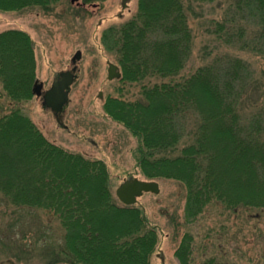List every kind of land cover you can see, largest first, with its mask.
I'll return each instance as SVG.
<instances>
[{"label": "trees", "instance_id": "1", "mask_svg": "<svg viewBox=\"0 0 264 264\" xmlns=\"http://www.w3.org/2000/svg\"><path fill=\"white\" fill-rule=\"evenodd\" d=\"M58 1L0 0V10ZM214 1L137 0L135 14L101 36L117 56L116 79L136 84L140 94L132 101L109 96L104 111L136 137V167L146 179L184 185L188 224L215 205L264 209V84L249 64L227 54L182 75L193 43L192 4ZM213 25L219 40L264 56V0H234ZM34 80L29 34L0 32V99L9 100L0 116V198L57 217L64 232L59 262L150 264L157 232L139 208L113 200L104 162L49 142L22 112ZM192 239L181 237L174 251L179 264L193 263ZM200 264L224 263L209 257Z\"/></svg>", "mask_w": 264, "mask_h": 264}, {"label": "rangeland", "instance_id": "2", "mask_svg": "<svg viewBox=\"0 0 264 264\" xmlns=\"http://www.w3.org/2000/svg\"><path fill=\"white\" fill-rule=\"evenodd\" d=\"M234 0L193 3L189 25L193 43L182 75L193 72L216 57L230 55L244 60L264 84V56L219 40L213 33L215 21L225 18ZM59 0L48 7H29L19 11L0 10V32L26 31L33 41L35 82L43 92L61 72L72 68L77 51L74 81L68 101L59 113L42 105V96L21 103L22 112L51 143L89 160H101L108 170V189L119 205L116 188L129 178L149 180L137 169L134 151L137 139L123 124L104 111L110 97L139 98L136 84L108 79V65L117 66V56L101 40L109 27H119L136 12L137 0ZM264 93V89H263ZM264 103V96L261 98ZM9 100L0 99V116ZM159 193H144L133 205L139 208L148 227L155 228L157 246L150 264H179L174 251L185 233L192 235V264L215 257L224 264H264V209L237 212L210 206L191 224L183 219L185 187L173 179H152ZM63 228L57 217L36 208H18L0 198V264H57L62 255Z\"/></svg>", "mask_w": 264, "mask_h": 264}, {"label": "water", "instance_id": "3", "mask_svg": "<svg viewBox=\"0 0 264 264\" xmlns=\"http://www.w3.org/2000/svg\"><path fill=\"white\" fill-rule=\"evenodd\" d=\"M79 0H71L72 3ZM126 0H123L122 6H125ZM81 58L80 51H77L71 59L72 68L61 72L58 78L52 81L50 87L43 90V83L35 82L33 86V94L42 96V105L54 113H59L68 101V89L74 81V73L76 71V63ZM120 73L114 64L108 65V79L118 78ZM159 193V185L154 180H141L137 178H129L121 183L115 190L116 197L123 205H133L137 199L144 193ZM67 264V263H58Z\"/></svg>", "mask_w": 264, "mask_h": 264}]
</instances>
